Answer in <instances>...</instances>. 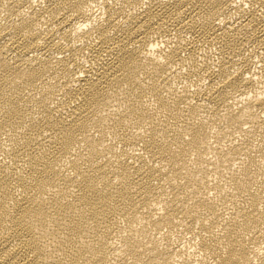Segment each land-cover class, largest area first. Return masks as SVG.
<instances>
[{"label":"bare ground","instance_id":"bare-ground-1","mask_svg":"<svg viewBox=\"0 0 264 264\" xmlns=\"http://www.w3.org/2000/svg\"><path fill=\"white\" fill-rule=\"evenodd\" d=\"M0 264H264V0H0Z\"/></svg>","mask_w":264,"mask_h":264}]
</instances>
